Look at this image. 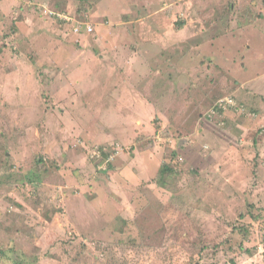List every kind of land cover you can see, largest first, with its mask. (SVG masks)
<instances>
[{
  "label": "rangeland",
  "instance_id": "obj_1",
  "mask_svg": "<svg viewBox=\"0 0 264 264\" xmlns=\"http://www.w3.org/2000/svg\"><path fill=\"white\" fill-rule=\"evenodd\" d=\"M0 264H264V0H0Z\"/></svg>",
  "mask_w": 264,
  "mask_h": 264
},
{
  "label": "trees",
  "instance_id": "obj_2",
  "mask_svg": "<svg viewBox=\"0 0 264 264\" xmlns=\"http://www.w3.org/2000/svg\"><path fill=\"white\" fill-rule=\"evenodd\" d=\"M83 4H84V2H83ZM247 19L249 20V21H251L252 19L250 18V17H248L247 16ZM255 22V21H254ZM206 61H209V59H205ZM210 62V61H209ZM207 70H209V68H207ZM224 99V98H223ZM223 99H217L215 102H214V105L212 106V109H214V110H216V112L217 113H219L218 114V116H217V120H219V121H221L222 120V115L224 116V114L226 113V112H231V113H233V114H239L238 112L240 111V110H242L243 109V105L241 104V105H237V106H233L232 107V105H229V107H227V109H224L223 107H221L219 104H220V102L223 100ZM234 100H235V98H234ZM237 101V100H236ZM237 103V102H236ZM238 104V103H237ZM215 119V120H216ZM172 167L171 166H169V167H167V166H164V167H162L161 168V171H160V174L161 175H164L165 174V172L166 173H172ZM26 178L27 179H32V176L31 175H27L26 176ZM249 211L247 212V213H245L244 215H241V217L244 219L247 215H251V216H253L254 217V215H253V213L250 211V210H252V208H254V206L252 205H250L249 207ZM255 218V221H258V217H254ZM248 228H250L251 229V225H248ZM241 231H245V229H241ZM249 229H247V232H245V235H246V237H248L249 235ZM251 235V234H250ZM250 238V237H249Z\"/></svg>",
  "mask_w": 264,
  "mask_h": 264
},
{
  "label": "built area",
  "instance_id": "obj_3",
  "mask_svg": "<svg viewBox=\"0 0 264 264\" xmlns=\"http://www.w3.org/2000/svg\"><path fill=\"white\" fill-rule=\"evenodd\" d=\"M58 17L60 18V19H62L63 20V18H65V17H63V15H58ZM92 31V30H91ZM232 106L234 105V104H231Z\"/></svg>",
  "mask_w": 264,
  "mask_h": 264
}]
</instances>
